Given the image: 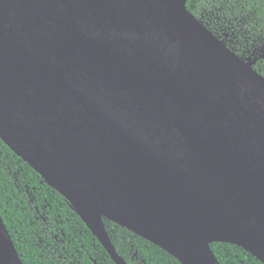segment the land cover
<instances>
[{"label":"water","instance_id":"95a60500","mask_svg":"<svg viewBox=\"0 0 264 264\" xmlns=\"http://www.w3.org/2000/svg\"><path fill=\"white\" fill-rule=\"evenodd\" d=\"M186 1L0 0V139L115 264L103 219L181 264H264V78Z\"/></svg>","mask_w":264,"mask_h":264},{"label":"trees","instance_id":"16d2710c","mask_svg":"<svg viewBox=\"0 0 264 264\" xmlns=\"http://www.w3.org/2000/svg\"><path fill=\"white\" fill-rule=\"evenodd\" d=\"M187 10L264 78V0H187ZM0 218L22 264H115L71 204L0 139ZM126 264H181L142 237L103 219ZM219 264H262L241 247L212 243Z\"/></svg>","mask_w":264,"mask_h":264}]
</instances>
